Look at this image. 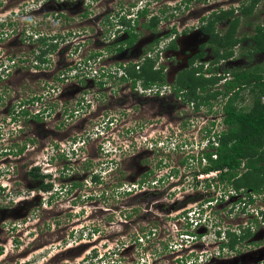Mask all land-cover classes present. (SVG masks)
<instances>
[{"label":"rangeland","instance_id":"obj_1","mask_svg":"<svg viewBox=\"0 0 264 264\" xmlns=\"http://www.w3.org/2000/svg\"><path fill=\"white\" fill-rule=\"evenodd\" d=\"M243 2L250 0H0V199L9 201L23 190L25 194L13 198L20 213L28 215L13 216L1 225L0 264H177L182 258L193 264H264L259 212L264 210V189L249 199L242 189L195 174L201 168L195 159L203 151L205 132L211 135L223 126L221 96L211 99V110L195 109L173 86L175 72L188 67L187 59L206 42L200 18ZM144 5L153 13L164 9L163 16H169L161 19L158 34L172 26L177 34V49L158 53L156 64L165 67L161 72L166 86L153 92L135 91L128 82L113 79L100 85L96 71L116 61L139 59L156 35L142 28L140 18L133 50L100 55L86 68L83 62L90 52L105 48V14L122 10L133 15ZM240 18L236 35L249 36L264 22V0L249 17ZM225 27L221 22L216 30ZM43 35L54 38L56 49L48 56V66H36L33 51ZM247 49L248 40L241 39L217 70L264 66V53L247 55ZM204 52L205 62L213 59L209 45ZM60 71L66 72L63 79ZM226 78L208 84L207 90L222 88ZM241 93L240 105H250L247 89ZM36 98L40 100L27 103ZM83 99L89 102L86 108L77 106ZM21 108L28 116L18 113ZM35 113L39 120H34ZM25 141L24 154L18 157L15 147ZM28 159L49 173L40 178L51 181L49 190L33 181L27 184ZM92 173L100 175L99 183L91 181ZM72 203L85 206L79 217ZM85 222L82 240H77L79 232L71 231H79ZM247 227L252 236L242 242L239 253L220 250L227 231Z\"/></svg>","mask_w":264,"mask_h":264},{"label":"trees","instance_id":"obj_2","mask_svg":"<svg viewBox=\"0 0 264 264\" xmlns=\"http://www.w3.org/2000/svg\"><path fill=\"white\" fill-rule=\"evenodd\" d=\"M258 2L259 0H250L248 3H241L238 7L211 11L208 15L200 18V32L207 35V41L201 44L200 51L188 60L189 69L184 68L178 72L175 86L176 91L184 90V100L193 101L195 109L206 106L211 110V99L217 98L218 95L221 96L219 101L221 114L219 118L223 126L211 136L213 140H209V149L203 151L195 159L197 166L201 167L195 171V174L219 170L216 179L220 184L225 183V186L232 189H242L249 199L252 195L259 194L264 189V100H262L264 97V66L257 64L250 69L230 70L227 73L231 74V77L225 79L222 88H214L212 92L207 90L206 87L208 84L216 85L221 80V77L216 76L217 72L215 70L217 68H208L207 71L211 75L205 76L202 73V64L194 65V62L205 56L204 48L206 45L210 46L214 55L211 63L216 64L221 60H226L232 56L233 48L241 39L248 40L247 55L256 52L264 53V22L256 24L253 33L249 36L242 35L238 37L236 35V29L240 24V16L249 17ZM159 12L149 13L146 7L138 9L134 16H129L122 10L108 11L101 22V34L106 44L105 48H102V51L90 52L88 58L83 62L84 66L86 68L90 67L87 62L95 61L98 56L103 54H119L124 51L129 53L139 41L140 33L136 30V26L140 18L144 19L141 24L142 28L151 34L157 35L161 19L166 20L169 18V16H163V13L166 12L164 9ZM236 12L240 14L235 15ZM169 15L171 16L173 13ZM221 22L226 24V27L222 30L223 32L216 30V25ZM1 26L2 23H0ZM172 32H175L174 27L169 33ZM169 33L154 36L150 46L142 51L141 57L137 61L133 59L125 62L116 61L113 67H103L104 69H101V71H96L99 84L104 85L113 79L114 83L130 82V87L133 89L137 87L138 81H140L143 88L153 84L161 85L165 77L161 70L154 68V65L159 60V44L166 39ZM53 39V37L50 38L45 35L38 38V44L40 45L33 51V60L36 66H42L43 64L48 66V56L56 49V43L51 41ZM169 47L176 48V44L172 41ZM59 74H61L60 79H63L66 72L60 71ZM244 89H247L252 98L251 104L248 106L240 105V98L244 97L241 91ZM38 99L33 100L37 101ZM77 106L86 108L89 106V102L84 99L79 100ZM21 109L20 113L28 114L27 110ZM73 114L74 110L70 108L69 116H73ZM214 141L217 143L215 147L213 145ZM212 154H215V158L212 157ZM202 158L206 160L204 165H202ZM170 170L171 173H176V169L172 168ZM37 171L34 168L32 172L35 173L34 176L40 177L42 174ZM150 173H152V169H148L147 174ZM216 179L214 178L212 181L214 182ZM93 180L99 182L97 175H94ZM159 180H161V177H159ZM197 183L198 181L195 180V184ZM51 186V182H46L43 188L47 190ZM210 200L212 199L208 201ZM259 212L264 222V210L261 209ZM251 236L252 232L249 227L240 230L238 233L227 231V237L225 242H221L220 250L240 252L242 242ZM185 259L178 261L177 264H193L192 261L189 263L184 262Z\"/></svg>","mask_w":264,"mask_h":264},{"label":"flooded vegetation","instance_id":"obj_3","mask_svg":"<svg viewBox=\"0 0 264 264\" xmlns=\"http://www.w3.org/2000/svg\"><path fill=\"white\" fill-rule=\"evenodd\" d=\"M149 10V9H148ZM220 10V9H219ZM149 12H150V10H149ZM151 13H153V12H151ZM159 25H161V23H159ZM159 27V26H158ZM174 27V26H173ZM170 30L171 29H169V32H170ZM168 32V33H169ZM167 34V33H166ZM166 34H160V35H166ZM158 35V34H157ZM177 34L175 33V32H172L171 34L169 33L168 34V36L166 37V39L165 40H163L162 42H164L165 44H167V46H168V49H172V50H176L177 49V41H176V38H175V36H176ZM204 35V34H203ZM204 36H206V38H207V35H204ZM172 41L176 44V48H171V47H169V45L172 43ZM206 41H207V39H206ZM206 43V42H205ZM203 44V43H202ZM205 49V48H204ZM200 51V50H199ZM196 54V53H195ZM194 54V55H195ZM193 56V55H192ZM192 56H190L188 59H187V61L192 57ZM205 60V58L203 57V58H200V59H198L197 61H195L194 62V64H198V63H201V62H205L204 61ZM189 67V66H188ZM188 67H186V68H188ZM161 68V70L162 71H164V68L165 67H160ZM182 70V69H181ZM181 70H179V71H181ZM179 71H176L175 72V74L177 75L178 74V72ZM207 114V113H206ZM21 115L22 116H24V117H26V116H28V114H24V113H21ZM34 120H39V117L37 116V114L35 113L34 115ZM31 119H33V118H31ZM211 120H213V118L211 119ZM214 121V120H213ZM34 138H36V135H34L31 139H28V140H34ZM172 138V137H171ZM28 141H25V142H23L22 144H18L16 147H15V155H17L18 157H20L21 155H23L24 154V151H25V147H26V145L28 144L27 143ZM28 169H26L25 171H24V179L26 180V182H27V184L28 185H30L29 183L31 182V181H33V184L34 185H36V186H38L40 189H42V190H44V191H47V190H49V189H47V190H45L44 188H43V186H44V184L46 183H44V181L43 180H41L40 178H47V177H49L48 175L47 176H45V174L43 173L40 177H37V176H34V174H33V170H34V168H36V171L40 174V167H39V164L38 163H33V161H30L29 159H28ZM94 175H97V178H98V180H99V182H100V180H101V178L99 177L100 175H98V174H91V176H90V178H91V181H94L93 180V177H94ZM122 176V175H121ZM59 178H60V176H59ZM124 177L123 178H121L120 180H122V181H124ZM47 182H51V181H47ZM98 182V183H99ZM52 187V186H51ZM72 188H74V185H70L69 186V190H72ZM25 194L24 193V191L23 190H19V191H16V192H14L13 194H12V198L11 199H9V201H3V199H0V232L2 231V227H1V225L2 224H5V222H6V220H8V219H13V216H15L17 219L19 218V217H22V218H24V219H26V218H28V215H27V213H25V212H21L20 213V211H22L21 209L22 208H18L19 206H18V200L17 201H14V196H16V195H18V194ZM18 196H20V195H18ZM57 197V196H56ZM23 201V200H22ZM74 202H76V201H74ZM9 203H12L13 205L14 204H16L15 206H11V205H8ZM80 207L79 208V210H77L76 208L77 207ZM71 209H72V211L74 212V214L75 215H77V216H75V217H79V211H81L82 209H84V205L81 203V204H76V203H72L71 204ZM26 216V217H25ZM80 219L78 218L77 220H75V221H77V222H80L79 221ZM86 223V222H85ZM14 225H15V222L13 223V226H10L12 229H15L14 228ZM87 226V223H86V225H84V224H82L81 225V227H79V231H71L72 232V235H75L77 232H79V234H76L75 235V237H78V238H76L77 240L79 239V240H82L81 238L83 237V229H85V227ZM89 229V231L91 232V233H94V230H96L95 229V225H93V229L92 228H88ZM71 230H76L75 228H71ZM240 231V230H239ZM1 239V238H0ZM2 240H4V239H2ZM1 245V244H0ZM239 253V252H238ZM180 261H182V259H180ZM24 264H27V263H24Z\"/></svg>","mask_w":264,"mask_h":264},{"label":"clouds","instance_id":"obj_4","mask_svg":"<svg viewBox=\"0 0 264 264\" xmlns=\"http://www.w3.org/2000/svg\"><path fill=\"white\" fill-rule=\"evenodd\" d=\"M144 7H146V8H148L147 7V5H144V6H142V7H139V8H136V11L138 10V9H142V8H144ZM136 13V12H135ZM150 13V12H149ZM126 14H128L129 16H133L131 13H130V11H129V13H126ZM171 28H173V26L171 27ZM158 34V33H157ZM155 36H162V35H160V34H158V35H155ZM160 46H163V47H160ZM136 47V45L134 46V48ZM133 48V49H134ZM158 48H161V49H159V51H158V53H160V52H163V50H167L168 49V46H167V44H165L164 42H160V44H159V47ZM133 49H131V50H133ZM140 58V57H139ZM138 60V59H137ZM137 60H135V61H137ZM159 62V60L157 61V63ZM212 62V60H207L206 62H201V63H198V64H202V66H203V70H204V72H203V74L205 75V76H210L211 75V73L210 72H208L207 71V69L208 68H210L211 67V69H215V68H219V64H220V62H218V63H216V64H213V63H211ZM197 64V65H198ZM195 65V64H194ZM154 68L156 69V70H161V68H160V66L159 65H157V64H155L154 65ZM215 70V72H217V75L216 76H219V77H221V80L223 79V78H226V75H224V74H228V73H225V72H221L220 70ZM162 71V70H161ZM224 75V76H223ZM223 76V77H222ZM224 81H225V79H224ZM122 83V82H121ZM129 83V85H130V82H128ZM107 84V83H106ZM218 84V83H217ZM216 84V85H217ZM141 86V84H139V81H138V83H137V87L135 88V89H133V88H131V89H133V90H135V91H137L138 89H142V90H144V91H153V92H158V90L159 89H161V88H164L165 86H166V83H165V80H164V82L161 84V85H158V84H153V85H150V86H147V87H140ZM174 86V89H175V86H176V84L175 85H173ZM176 90V89H175ZM183 91L184 90H181V91H176V94H177V96L178 97H184V95H183ZM160 92V91H159ZM38 99V98H37ZM184 99V98H183ZM263 99V98H262ZM40 99H38L37 101L36 100H33L32 102L31 101H29L28 103H35V102H38ZM189 104H191L193 107H194V104H193V101L192 102H190ZM27 110V109H26ZM20 115H21V113H20V110H19V112H18ZM11 115H12V118H15V114H13V113H11ZM71 117V116H70ZM72 117H74V115L72 116ZM219 130H215L214 132H213V134L214 133H216V132H218ZM208 132L209 131H207V132H205V134L207 135V137H206V135H204V137H206L205 138V141H204V143H203V151H205V150H208L209 148V140H213L212 139V137L211 136H213V134H209L208 135ZM216 142L214 141L213 142V145H214V147L216 146V144H215ZM202 151V152H203ZM202 152L200 153V155L202 154ZM200 155H198V157L200 156ZM213 155V154H212ZM213 158H215V157H213ZM196 159H197V157H196ZM40 167V166H39ZM40 171L42 172V170L40 169ZM45 175L47 174L48 176H49V173L48 172H45L44 173Z\"/></svg>","mask_w":264,"mask_h":264},{"label":"built area","instance_id":"obj_5","mask_svg":"<svg viewBox=\"0 0 264 264\" xmlns=\"http://www.w3.org/2000/svg\"><path fill=\"white\" fill-rule=\"evenodd\" d=\"M216 144V143H215ZM212 157H215V154H213L212 155ZM202 162H206V160L204 159V158H202ZM218 174H219V170H214V171H210V172H207V173H199V174H197L196 175V177L197 178H199L201 175H203V176H210V177H212V179H216V177L218 176ZM196 178V179H197ZM198 180V179H197ZM214 183L216 184V183H220L219 181H218V179H216L215 181H214ZM234 190V189H233ZM210 202V201H209ZM198 219V218H197ZM197 221V220H196Z\"/></svg>","mask_w":264,"mask_h":264}]
</instances>
